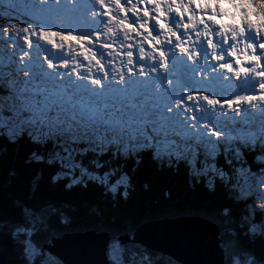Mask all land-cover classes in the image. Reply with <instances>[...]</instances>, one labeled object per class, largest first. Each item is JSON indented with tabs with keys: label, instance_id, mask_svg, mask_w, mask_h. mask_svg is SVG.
Instances as JSON below:
<instances>
[{
	"label": "rangeland",
	"instance_id": "1",
	"mask_svg": "<svg viewBox=\"0 0 264 264\" xmlns=\"http://www.w3.org/2000/svg\"><path fill=\"white\" fill-rule=\"evenodd\" d=\"M17 15L18 22L14 19ZM0 18L10 20L0 21V73L11 71L12 77L6 81L13 85L8 89L5 84V89L0 90V95L7 97L5 104L21 100L17 88L22 96L32 100L41 96V109L52 107L70 112L50 101L41 87L53 91L64 86L71 92L83 87L86 93L81 102L94 99L93 108L105 109L103 114L116 118L100 126L97 133L98 122L89 118L102 117L100 112H81L79 117L72 113L83 124L82 128L73 124L74 129L91 139L105 133L120 139L157 134L155 140L162 134H175L170 146L190 131L199 143H219L229 133L219 127L225 121L252 122L256 117H260L261 124L264 121V88L259 87L264 82V0H0ZM21 18L46 29L28 27V21L22 25ZM212 18L230 31L216 26L210 31ZM188 28L195 31L193 37L186 36ZM220 31L223 34L217 40L215 36ZM200 45L204 46L203 51L198 48ZM216 45L222 52L220 58ZM145 51L154 56L147 57ZM199 52L200 59L191 61L188 55ZM182 57L187 60L185 68L175 61ZM89 65L96 70H89L88 75L85 68ZM140 66L152 75H145L146 71L136 73L134 68ZM60 70L67 74L60 75ZM129 73L130 78L117 82L111 79ZM220 82L228 94L238 88L244 98L221 102L212 92L215 88L221 91ZM25 89L32 90L22 93ZM251 89L253 93H249ZM91 92H102L106 100L100 102L102 96H91ZM229 113L234 118L228 120ZM209 120L213 124H208ZM215 124L218 128L211 127ZM243 127L240 132L247 130V137L259 131L256 125ZM248 186L250 193L233 188L237 195L233 198L250 196L264 210V175H255ZM120 249L117 243L114 250ZM31 250L34 251L32 247Z\"/></svg>",
	"mask_w": 264,
	"mask_h": 264
},
{
	"label": "trees",
	"instance_id": "2",
	"mask_svg": "<svg viewBox=\"0 0 264 264\" xmlns=\"http://www.w3.org/2000/svg\"><path fill=\"white\" fill-rule=\"evenodd\" d=\"M2 105L0 264H64L43 244L84 230L111 235L108 264H180L118 237L149 220L192 215L219 226L226 264H264V210L233 198L239 163L227 164L223 148L210 159L190 142L176 150L155 141L139 147L113 139L92 145L64 123L57 125L66 140L46 127L43 134L30 126L17 129L23 112H5ZM117 243L120 252L114 250Z\"/></svg>",
	"mask_w": 264,
	"mask_h": 264
},
{
	"label": "water",
	"instance_id": "3",
	"mask_svg": "<svg viewBox=\"0 0 264 264\" xmlns=\"http://www.w3.org/2000/svg\"><path fill=\"white\" fill-rule=\"evenodd\" d=\"M110 240L106 231H74L52 237L43 247L64 264H108ZM118 240L139 243L181 264H226L219 226L197 215L149 220Z\"/></svg>",
	"mask_w": 264,
	"mask_h": 264
},
{
	"label": "bare ground",
	"instance_id": "4",
	"mask_svg": "<svg viewBox=\"0 0 264 264\" xmlns=\"http://www.w3.org/2000/svg\"><path fill=\"white\" fill-rule=\"evenodd\" d=\"M187 2V1H186ZM193 3V2H192ZM194 4V6L196 5V2H194L193 3ZM198 10H199V8H197ZM171 20V19H170ZM172 21H173V18H172ZM211 21H212V25H210V27H209V29H210V31H211V28H213V27H225L222 23H220V22H218V21H216V20H214V18H212L211 19ZM155 21H153V24L155 25ZM246 23H248V25H249V22H247L246 21ZM224 31H226V32H229L230 31V28L228 29V28H226L225 27V30ZM194 34H195V31L194 30H190V28H188V33L186 34V36H188V37H193L194 36ZM222 32L220 31V32H217V35L215 36V38L217 39V40H219L220 39V37L222 36ZM182 43V42H181ZM200 47L203 49L204 48V46H202V45H200ZM216 48L218 49V45H216ZM203 51V50H202ZM206 53L208 52L207 50L205 51ZM201 53V54H206V53ZM145 53L147 54V57H149V58H151V57H153L154 55H153V53L151 52V53H149L148 51H145ZM200 54V52L199 53H195V55L194 54H192V55H188L189 57H190V59H191V61H197V60H199V59H197V57H199L198 55ZM221 55H222V52L220 51V48L218 49V51H217V57L218 58H220L221 57ZM58 59V58H57ZM60 59V58H59ZM57 60V61H60V60ZM179 63H181L182 64V67H184L185 68V65H184V63L185 64H187V60H185V59H183V57L181 58V61H179ZM81 65V64H80ZM178 65V64H177ZM6 67V66H5ZM147 67V66H146ZM117 68H118V72L120 73L121 72V70H122V68H120V66H119V64L117 65ZM2 70H4L5 71V68L3 67V68H1ZM116 69V68H115ZM133 69V68H132ZM149 69H154V68H152V67H150ZM85 72H86V74H88L89 75V70L91 71H93V70H96L95 69V67L94 66H91V65H89V67H86L85 68ZM134 70H137L136 71V73H142V72H145L146 70H145V68L144 67H138V68H134ZM186 69H183V68H179V71L180 72H186L185 71ZM11 71H7L6 72V74H10L11 76H12V74L10 73ZM148 72V70L146 71V73H145V75H152V72L150 71V73H147ZM133 73H135L134 71H133ZM61 74H67L66 72H65V70H60V75ZM130 74V73H129ZM79 75H80V73H79ZM132 75V73L130 74V75H128V76H125V77H120V78H118V79H116V78H111V79H113V81L114 82H117V81H121L122 79H125V78H130V76ZM137 76H139V74H136ZM74 77V76H73ZM105 76H103V78H104ZM120 79V80H119ZM149 79V78H148ZM69 80V79H68ZM139 81V79L137 80V82ZM107 83H108V81H107ZM220 84L221 85H218V87H222V86H224L223 85V82H220ZM225 87V86H224ZM35 88V87H34ZM34 88H32V89H34ZM44 91H45V94L50 98V101H53V102H55V103H57V104H61V105H63L64 107H61V108H64V109H67V110H69L70 112H72V113H74L75 115H77L78 117H79V115L81 114V112L82 113H86V112H89V113H92V111H94L93 112V114H95V115H99V112L101 113L100 115L102 116V117H100V116H97V117H95V118H98L99 119V121H103V120H105V121H108V120H113V119H116V118H111V116L109 115V114H103V113H106V110L104 109V110H99V107H97V108H93V106H92V103L93 102H95V100L94 99H89L88 101L87 100H85V99H83L82 100V102L80 101L81 99L80 98H82V96H84L85 95V93H86V90H84V88L83 87H81V89L79 90L78 89V87H75V88H73L74 89V92H71L70 91V89H68V88H66V87H64L63 86V88L61 89V90H50L48 87H41ZM32 89H25L22 93H27V92H30ZM96 94H99V95H96ZM102 96L101 98H100V102H102V101H104V100H106V97L105 96H103V93L101 92V93H94V92H91V96ZM21 100L24 102V103H27V95L26 96H22L21 95ZM117 100V99H116ZM72 101H77V103L76 104H72ZM34 103H35V101H34ZM137 103V102H136ZM80 104V105H79ZM114 105H117V103L116 104H114ZM131 106H134L133 104L131 105ZM38 109L40 110V117L41 118H44L45 117V111L43 110V109H41V107L40 106H38ZM11 110V107H9V109H8V112ZM119 110V109H118ZM83 111H85V112H83ZM108 112V111H107ZM86 114H88V113H86ZM82 115V114H81ZM88 115H91V114H88ZM107 115H108V118H107ZM228 115H230V113L229 114H226V116H228ZM122 116V115H121ZM113 117V116H112ZM95 118H89V119H94V122H97V120H95ZM229 118H234V116L233 115H230V117H228V120H229ZM21 120H23V121H21L20 123H21V127H17V129L18 128H24V129H27V128H29V126L30 127H32V129H34V130H36L37 131V129L38 128H36V126L34 125V124H32L31 122H27V121H25L23 118H20ZM101 119V120H100ZM82 120H84V121H87L85 118H82ZM230 121V120H229ZM237 121V120H236ZM92 122V121H91ZM113 122V121H112ZM239 124H242V125H245V126H250V127H254V125H256V127L255 128H257V127H260V124H261V119L259 118V117H256L255 118V120L254 121H249V120H244V121H237ZM13 124V123H12ZM38 127V126H37ZM54 133V132H53ZM60 133H61V135H62V138H64V139H66V140H68V137L66 136V132H65V130H60ZM241 134H243V135H247L246 134V132L244 131V130H242L241 132H240ZM184 135V134H183ZM205 135V134H204ZM38 137V136H37ZM109 139H113V137L112 136H109ZM119 142H122L121 140H119ZM213 151H216V150H213ZM165 159H166V161H167V156L165 155ZM201 217V216H200ZM73 232V231H72ZM72 232H70V233H72ZM133 234V233H132ZM125 235V234H124ZM120 242V241H119ZM110 245V244H109ZM109 248V247H108ZM46 250V249H45ZM157 252V251H156ZM158 253H160V252H158ZM161 254H163V253H161ZM164 255H166V254H164ZM167 256H169V255H167ZM171 258H173L172 256H170ZM179 263V262H178ZM181 264V263H180Z\"/></svg>",
	"mask_w": 264,
	"mask_h": 264
},
{
	"label": "clouds",
	"instance_id": "5",
	"mask_svg": "<svg viewBox=\"0 0 264 264\" xmlns=\"http://www.w3.org/2000/svg\"><path fill=\"white\" fill-rule=\"evenodd\" d=\"M192 11H193V12H195V11H196L194 7H193Z\"/></svg>",
	"mask_w": 264,
	"mask_h": 264
}]
</instances>
